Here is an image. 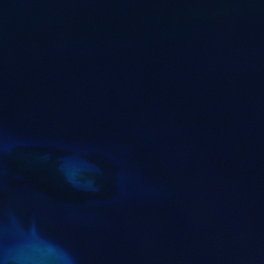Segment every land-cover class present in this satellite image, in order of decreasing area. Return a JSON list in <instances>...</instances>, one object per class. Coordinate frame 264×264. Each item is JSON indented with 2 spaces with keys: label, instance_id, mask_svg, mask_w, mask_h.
Returning a JSON list of instances; mask_svg holds the SVG:
<instances>
[{
  "label": "water",
  "instance_id": "95a60500",
  "mask_svg": "<svg viewBox=\"0 0 264 264\" xmlns=\"http://www.w3.org/2000/svg\"><path fill=\"white\" fill-rule=\"evenodd\" d=\"M0 264H264V0H0Z\"/></svg>",
  "mask_w": 264,
  "mask_h": 264
}]
</instances>
